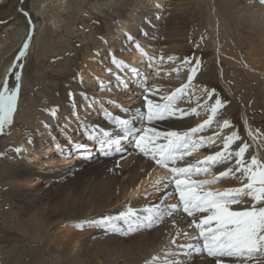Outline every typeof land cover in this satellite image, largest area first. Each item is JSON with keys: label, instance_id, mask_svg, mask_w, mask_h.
<instances>
[{"label": "bare ground", "instance_id": "bare-ground-1", "mask_svg": "<svg viewBox=\"0 0 264 264\" xmlns=\"http://www.w3.org/2000/svg\"><path fill=\"white\" fill-rule=\"evenodd\" d=\"M218 1L205 0L208 9V25L214 35L213 55L219 63L222 47L226 46L227 51L225 52H229L228 47L231 48V44L233 45V37L230 35L229 26L224 17L218 14V10H225L232 0H226L228 5L224 7ZM23 2L25 8L32 12L30 17L35 24L27 56L30 58L36 44L39 46L38 57L40 58L48 57L51 53L60 54L61 57L54 61L50 58L49 66L54 70H60L63 73L62 80H64L61 91L58 95H51V101L47 103L41 100L36 103L33 96L29 97L28 101H24L19 96L15 113H18V117L24 121L29 130L24 135L20 132L9 135L8 138H11L17 145L12 151L9 150L10 156L7 159L0 160L2 169H8L11 173L21 177L19 185L26 188L27 196L30 197L29 205L35 208L34 212L29 215L32 219H28L31 227L30 234L43 243H49V246L62 249L66 254L68 264H146L152 256H162L163 252L169 248V240L172 236L185 227L183 222L173 225L172 219L168 218L155 228L131 232L127 231L126 225H122L125 229L123 232H105L97 227H89L86 222L103 215L117 214L122 210L127 211L129 208L142 215L143 209L155 203L161 195L160 191L153 188L155 182L170 174L159 166L149 167L148 161L138 155L131 145H129L130 151L126 154V159L120 161L119 168H115L116 157H99L95 148H92L95 141H87V134L82 135L81 133L85 124L89 128L95 125L112 130L110 124L104 120L103 114L97 111L100 107V100L105 101V107L109 111H118L107 104L110 99H115L132 109L133 111L127 113L129 118L135 114L137 106L141 103L140 92L136 87H133L131 92L122 90L118 92L115 89L105 92L103 88L98 87L97 78L107 84L110 74L106 69L111 66L115 70V67L110 65L108 56L105 55L107 51L119 50V58L134 65L140 64L145 59L134 46H129V41L125 39L126 34L135 37L150 54L185 57L187 38L180 33L177 26L178 18L184 9L183 5L181 6L177 1L168 2V0H126L123 4L125 5L123 13L119 15L118 21H112L115 28L107 36L100 35V28L96 24L93 23L90 26L88 35L81 39V43L86 45L88 40H92V46L95 48L85 47L82 64L78 71H75V76L65 77L68 74L66 72L74 69L72 55L76 53V49L70 46V41L77 34L84 32V26L79 27L78 24L81 20L82 25L87 23L86 11L90 8L94 12L103 11L105 7L117 8L122 1L24 0ZM1 14L3 13L0 11ZM246 18L244 36L249 41L250 48L264 55V50L261 48L264 47V5L260 3L259 6L250 9ZM15 23L18 24L14 29V37L0 42V82L28 35L29 25L23 15ZM59 29L63 31L65 37L60 35L57 37L56 32ZM144 32L148 35L144 36L142 34ZM104 40L107 43H104ZM220 40L224 43L221 44ZM68 48H70L69 54H67ZM14 51L16 52L13 54ZM232 59H234L233 56ZM242 65L243 68L250 70V73L258 70L260 74L258 78L264 73V58L256 60L253 66H249L244 61ZM220 66L219 63V81L231 96L229 109L240 111L245 135H247L248 128H257L255 121L246 115L241 103L239 105L234 90L224 78L223 69ZM140 67L142 71L145 70L143 64H140ZM186 67V65L182 67L178 61H165L161 72H170L172 76L164 74L153 78L152 82L160 89L159 95H166L169 92L164 88V78L172 77L177 82H185ZM178 69L179 74H177ZM10 76H8L9 81ZM37 76L42 80L48 78V75L43 72ZM81 79L82 84L79 83ZM26 83L30 84L23 72L21 91H25ZM200 89L197 91L199 92ZM70 91L77 94L75 106L72 98L69 97ZM81 91L89 95V105L94 100L96 101L95 107L91 109L85 107L79 97ZM39 104L41 106L37 107ZM181 106L187 108L190 105L182 102ZM52 108L58 110L56 118L50 116L49 110ZM73 112L81 115L79 122L72 115ZM191 122L195 124L197 119L193 117ZM45 123L50 124L51 127L45 129ZM139 124L140 122L137 121L138 126ZM65 136H71L81 143L88 142L89 151L77 150L73 147L69 152L67 145L64 144L65 152L60 153L55 148V143H64ZM17 147L27 150L18 155L14 151ZM249 151H254V149ZM207 154L206 151L199 150L192 154L191 159H203ZM259 155L264 156V147L261 148ZM217 171L218 169H214L213 173ZM101 172H105L104 177L100 176ZM86 178L88 180L83 181ZM230 180L232 182H219L211 187L225 190L240 186L236 179ZM146 193L148 195H145ZM168 203H175V199L168 200ZM118 223L122 224V222ZM81 224L84 225L83 228L78 227ZM126 238L129 240L124 241ZM201 260L203 257L196 260L195 264H200Z\"/></svg>", "mask_w": 264, "mask_h": 264}, {"label": "snow or ice", "instance_id": "snow-or-ice-1", "mask_svg": "<svg viewBox=\"0 0 264 264\" xmlns=\"http://www.w3.org/2000/svg\"><path fill=\"white\" fill-rule=\"evenodd\" d=\"M259 2L264 5V0ZM19 11L26 18L29 31L0 82V135L5 134L6 125L12 124L21 91L23 60L28 55L35 31L29 12L23 8ZM142 34L148 35L147 32ZM125 39L129 41V46L142 53L145 59L140 64L145 70L142 71L140 64L134 65L119 58V50H109L105 55L115 70L109 66L106 69L110 74L109 82L105 84L97 78L98 87L105 92L112 89L131 92L136 87L141 103L129 118L127 113L132 109L110 99L107 104L118 111H109L105 101L100 100L97 111L103 114L112 130L95 125L89 128L85 124L81 134H87V141L97 142L99 151L106 158L116 157L115 168H119L120 161L126 159L131 145L138 155L148 161L149 167L159 166L170 175L155 182L153 188L161 195L155 203L143 209L142 215L129 208L86 223L105 232H123L122 225H126L127 231L131 232L155 228L168 218L172 219L173 225L183 222L185 227L172 236L163 255L152 256L146 264H195L200 257H203L200 264H264V156L259 155L264 147V130L250 127L247 135H242L229 116L231 101L218 94L216 89H200L207 97L203 105L182 107V102L190 104L192 100L196 90L193 81L198 77L200 62L192 55L178 58L150 54L131 34H126ZM104 43L107 41L104 40ZM165 61H178L182 67L187 66L185 82L166 95H159L160 89L152 80L162 74L171 75L170 72H161ZM9 75L15 78L11 87ZM79 83L82 84L83 80ZM76 96L75 92H69L74 106ZM79 97L87 109L95 107V100L88 104L90 97L86 92L81 91ZM201 111L207 114L206 118L193 124V117H199ZM49 112L53 118L58 115L56 108ZM72 115L77 122L82 118L78 112ZM161 124L168 127L161 129ZM44 127L48 129L51 125L45 123ZM64 144L69 152L73 147L89 151L88 142H78L71 136H65L64 143H55V148L64 153ZM250 149L254 151L250 152ZM26 150L20 147L14 149L18 155ZM199 150L208 154L203 159H191L192 154ZM214 169H218L215 174ZM201 175H212L213 178L195 179ZM233 178L239 181L240 186L225 190L211 187ZM170 199H175V203H168ZM78 227L83 228L84 225Z\"/></svg>", "mask_w": 264, "mask_h": 264}, {"label": "rangeland", "instance_id": "rangeland-1", "mask_svg": "<svg viewBox=\"0 0 264 264\" xmlns=\"http://www.w3.org/2000/svg\"><path fill=\"white\" fill-rule=\"evenodd\" d=\"M23 1L24 0H0V11L4 14L0 15V42L7 38L11 39L14 37V29L18 24L15 22L20 19L22 15L19 11L20 8L28 11L29 15L32 16V12L25 8ZM119 1H122V3L120 2L117 8L105 7L103 11L98 12H94L90 8L86 11L87 23L82 25L81 20L78 24V26L80 25L79 27L84 26V32L80 35L77 34V36L70 41V46L76 49V53L72 55L74 69L66 72L68 74L65 77L68 75L72 77L75 76V71H78L82 64L85 47L92 46V40H88V44L82 45L81 39L88 35V30L93 23L100 28V35L104 36H107L115 28L112 21H118L119 15L123 13L122 10H124L123 8L125 7L123 4L126 3V0ZM170 1H177L181 6L183 5L182 7L184 8L177 23L180 33L187 38L184 56L188 57L192 55L200 62L198 71L199 77L193 81V83L196 84V90L194 91L189 105L191 106L192 104V107L195 105L193 108H196L198 104L203 105L205 103L207 97L203 92L197 91L199 88L204 87L216 89L218 94L227 97L231 101V96L226 92L219 81L220 63L224 78L232 86L239 105L241 103L246 115H249L248 117L255 121H253L255 126L264 130V73L258 78V75H260L258 70L251 71L250 73V70L243 68L242 65L244 61L249 66H253L256 60L264 58V55H260L258 52H255V49L250 48L249 41H247L244 36V25H246L248 11L257 7V5L259 6V0H232L229 2V5L228 3L226 4V0L218 1L220 4L222 3L221 5L223 7L224 5H228L225 7V10H218V14L224 17L229 26L228 30H230V35L233 37V45L231 44V48L228 47L230 49L229 52H225L227 51L226 46L222 47L223 51L219 63L213 55L214 35L208 25V9L205 0H168V2ZM49 28H51V26H49ZM56 34L57 37L59 35L63 36V31L59 29ZM63 37H65V35ZM220 43L223 44L224 42L221 41ZM197 45L199 47H197ZM91 48L94 49L95 46ZM261 48L264 50V47ZM15 52L16 51H14L13 54ZM69 53L70 48H68L67 54ZM38 55L39 46L36 44L30 58L26 56L23 60L25 66L22 69V75L23 72H25L30 84L26 83L25 91H20L19 96H21L24 101H28L29 97L33 96L36 103H38L39 100L46 101L47 103V101H51V95H58L63 85V73L49 66L51 61L50 58L54 61L61 56L60 54L51 53L48 57L40 58ZM232 56L234 59H232ZM40 72L46 73L48 78L44 80L38 78L37 75ZM164 79V88L169 91H172L182 84L172 79V77ZM13 84H15V78L14 76H10L9 86L11 87ZM39 106H41V104L37 107ZM206 115L205 112L201 111L200 116L194 118L197 119V123H200L206 118ZM229 116L232 118L233 123L236 124L237 130L240 131L242 135H245V127L240 111H236V109L232 110L229 112ZM198 119L200 120L198 121ZM160 127H166V124H161ZM5 129V134L0 135L1 161L7 159V157L10 156L9 152L17 145L11 138H8L9 135L18 132L24 135L29 130L24 121L18 117V113H15V115L13 114L11 126L6 125ZM98 156L101 157L100 154H98ZM1 167L2 165L0 164V264H68L66 254L62 249L49 246V243H43L32 237L30 234L31 227L28 222L32 219L29 215L34 212L35 208L29 205L30 197L27 196L26 188L19 185L21 177ZM102 175L104 177L105 172H101L100 176ZM195 178L199 180H211L213 177L201 175V177L198 176ZM87 180L86 178L83 181L86 182ZM230 182H232V180L225 179L220 183ZM128 240L129 238H126L124 241ZM117 242L119 243L120 241Z\"/></svg>", "mask_w": 264, "mask_h": 264}]
</instances>
